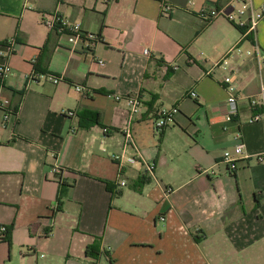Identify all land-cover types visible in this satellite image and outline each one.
<instances>
[{"label":"crops","instance_id":"0c3cea01","mask_svg":"<svg viewBox=\"0 0 264 264\" xmlns=\"http://www.w3.org/2000/svg\"><path fill=\"white\" fill-rule=\"evenodd\" d=\"M230 1L166 0L165 13L160 0H0V264H264V118L250 122L249 103L264 67L246 54L264 51V18L250 37L200 17ZM56 11L100 42L72 49L42 23ZM227 76L240 97L233 121ZM174 107L158 134L159 113ZM238 135L245 153L231 173L223 156ZM122 152L143 161L121 170Z\"/></svg>","mask_w":264,"mask_h":264},{"label":"built area","instance_id":"2783aa9c","mask_svg":"<svg viewBox=\"0 0 264 264\" xmlns=\"http://www.w3.org/2000/svg\"><path fill=\"white\" fill-rule=\"evenodd\" d=\"M60 2L61 0H56ZM164 5L165 13L170 12L172 7L166 3V0H160ZM238 6V8H237ZM232 9V10H230ZM200 17L206 22L211 23L219 18H224L230 23H232L237 28L244 31L245 36L255 37L258 31V26L260 21L264 18V5L262 7H256L250 0H231L227 5L222 8L206 6L203 7L200 11ZM41 20L43 25L51 30L56 31L59 35H64L67 37L68 42L71 44L72 49L75 50H91L94 48L99 42L100 37L98 35H93L85 32L80 23H73L63 15L60 14L59 11L53 13H43L41 15ZM15 40L11 39L7 43V49L9 53H12L14 49ZM242 50L240 47H235L231 53H241ZM144 54L149 56L150 50L145 49ZM246 54L248 56L256 55L258 58V62L260 67H264V51L256 45L255 52L247 51ZM99 64L103 66L104 61H99ZM228 65V57L224 58L222 61L216 63V67L219 68H227ZM3 75L11 73L12 68L9 65H4L2 67ZM54 83H58L59 79L55 78ZM224 84L226 87V91L228 93L226 106L228 109L227 120L233 121L238 116V102H239V94L237 89V84L233 76H227L224 79ZM78 91L84 92L82 87H78ZM191 97L193 99L197 98V93L192 92ZM116 100H120V96H115ZM128 105L130 108V115L133 117L140 113V109L142 107V102L140 100L139 95H132L127 98ZM250 106L254 111V115L250 118V122H259L264 118V114L262 110H264V84L261 86L259 93L255 97H251L249 100ZM9 105V101H5L4 103L0 102V106ZM13 111L6 109V120L9 119ZM179 113V108L174 107L172 109H163L158 118L155 121L154 127L155 131L160 134L162 133L170 124L174 123L175 116ZM68 116H73V112H68ZM104 133H108L109 129L104 128ZM127 139L130 142H133V136L129 129L124 131ZM238 144L236 145L233 151H227L223 156V163H225L229 171L234 173L239 168V163L241 159H243L245 153V143L242 141L241 136H237ZM263 154L258 155V160H263ZM113 159L118 163L119 168L122 170L126 164H139L143 160L138 157H130L127 156L125 152L117 153L113 156ZM148 172L154 173V167L150 164L146 165ZM52 175L61 173V169L56 168L50 171ZM122 185L125 186L126 182L123 181ZM172 190H167V193ZM7 232L6 226L0 227V238H3Z\"/></svg>","mask_w":264,"mask_h":264},{"label":"trees","instance_id":"16d2710c","mask_svg":"<svg viewBox=\"0 0 264 264\" xmlns=\"http://www.w3.org/2000/svg\"><path fill=\"white\" fill-rule=\"evenodd\" d=\"M244 33V31H242ZM88 117H90V119H92V121L94 122V124H100L101 123V115L99 112H95V111H88ZM6 238H9V232H7L6 234ZM88 254L97 257L98 256V249L96 248V246H90L88 248Z\"/></svg>","mask_w":264,"mask_h":264}]
</instances>
